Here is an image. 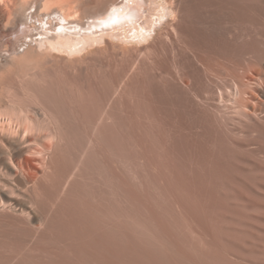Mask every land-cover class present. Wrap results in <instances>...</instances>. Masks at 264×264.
<instances>
[{
  "label": "bare ground",
  "instance_id": "bare-ground-1",
  "mask_svg": "<svg viewBox=\"0 0 264 264\" xmlns=\"http://www.w3.org/2000/svg\"><path fill=\"white\" fill-rule=\"evenodd\" d=\"M263 190L264 0H0V264H241Z\"/></svg>",
  "mask_w": 264,
  "mask_h": 264
},
{
  "label": "rangeland",
  "instance_id": "rangeland-1",
  "mask_svg": "<svg viewBox=\"0 0 264 264\" xmlns=\"http://www.w3.org/2000/svg\"><path fill=\"white\" fill-rule=\"evenodd\" d=\"M249 201L252 203L256 202V205L254 207H250L247 205ZM263 206L264 190L261 193L252 195L251 197L243 194L242 201H240V204L237 205V209L235 207V210L233 211V213L238 215L240 218L235 220V216L233 215L234 219H232L230 227L235 228L240 233V236L230 234V236L226 239L231 245V248L234 249V254H236L237 257L239 256L237 262H240L241 264H264ZM249 236L252 238L250 239ZM257 247L259 249H257Z\"/></svg>",
  "mask_w": 264,
  "mask_h": 264
}]
</instances>
